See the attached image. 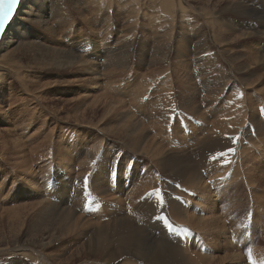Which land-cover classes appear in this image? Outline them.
<instances>
[{
    "label": "rangeland",
    "instance_id": "rangeland-1",
    "mask_svg": "<svg viewBox=\"0 0 264 264\" xmlns=\"http://www.w3.org/2000/svg\"><path fill=\"white\" fill-rule=\"evenodd\" d=\"M115 1L106 0L104 2L106 3L104 7L106 5L109 8L112 7L110 9L112 12L109 11L110 14L116 10L114 8ZM162 1L166 2V0H156L158 4L155 7L153 6L156 8V12L153 11L154 8H151V11L150 8L144 9L143 4H146V0L133 1L135 4H133L135 6L134 11L137 12V16L139 15L138 30L133 40H125L120 44L122 47L126 46L124 47L126 51L122 50L128 53V56L127 54L124 55L122 66H108L98 69L95 75H88L93 79L92 86L86 89L89 103L75 106V102H73L76 97V90L70 91L69 85L74 84L75 86L72 88H77L76 85L80 79L76 75L78 69L75 68L70 71L60 68L56 70V73L49 72L48 74L36 69H27L28 73H25L27 78H23L27 82L25 91H22L20 84L3 85V89L0 91V264H82L90 261L94 262L93 264H101L97 262L98 260L84 258V244L91 237H94L95 228L106 225L107 222L109 225L116 221L118 223V219L123 218L124 215L132 219L131 212L133 210L136 214H140L139 206L136 205L144 202L149 196H160L158 202L164 204L166 203L165 194H168V192L174 194L177 204L182 205L188 211L190 210L191 215L196 216V218H199V216L204 218L205 216L202 223L195 221L191 225L182 216L171 217L169 209L164 208L165 211L155 216V219L159 222L164 220L166 225H160V227L167 229L166 235L170 237L169 241L172 244H180L179 249L181 250L183 248L188 250L189 248V256L195 261L196 255L211 256L205 264H264V158L262 160L264 145L260 134H258L259 132L254 129L250 130L247 127L248 116L243 119L242 134L234 136L236 139L232 147L234 156L230 159L232 161L230 167L218 172L216 168L209 172L202 169L205 174L202 171L203 182H200L204 184L205 192L200 190L202 193H199L197 188L186 186L187 184L183 185L181 182L177 183L175 181L177 179L172 173L173 170L168 164L165 168L158 165L161 158L166 159L172 156L179 158L180 156L189 155L191 165L196 166V170H200L197 165L201 162V159L196 158L195 154L200 151V146L204 142L202 137L213 126L215 127L218 119L233 118L231 117L234 113L233 104H237V102L236 99L230 98V96L233 93L241 94L242 92L240 100L244 108L248 96L253 101L255 97H258L256 95L262 96L264 78L261 75L259 77L258 74H250L251 80L257 79V83H254L253 86H241L238 81L234 80L238 76L231 75L234 76L230 77L233 79L231 81L233 86L223 88L222 91H225H221L222 94L224 93L223 96L222 94L217 97L211 96L208 101L209 95L203 91L209 92L213 88H204L206 84H201V82H204L210 75L214 79H218L220 75L213 67L211 69L207 67L206 70L202 71L198 68L206 64V61L201 59L202 54L209 53L212 55L210 52L216 53L220 50L224 52L223 58L233 54L247 56L248 53H255L254 51L258 47L257 43L264 44V36L258 35V39L251 38V41L249 39L243 41L242 45L245 43L246 46L244 49H240L239 45H236L234 49H230L229 46L223 47V44H221V47L210 36V31L214 27L212 18L220 12L223 13L226 22L238 20L250 23L254 27L257 25L259 29L264 31V0H222L220 4L216 0H207L208 2L206 0H173V2L175 1L174 4L170 3L172 0H167L166 3L172 6ZM226 1L238 5L229 6ZM176 2L178 6H182V10L180 6L177 7ZM214 2L216 3L214 4ZM128 4L130 5L125 4L126 8L123 10L122 17L118 23H115L113 28L112 32L117 33L116 37L118 34L119 37L123 36L127 30V18L130 14L129 6L132 5L130 1H128ZM67 5L77 7L70 3ZM163 5L169 7L166 9V6ZM88 6L85 9L86 11L84 10V13L81 14V17H84L86 21L82 23L80 17L75 22L77 24L73 26L76 31L73 38H71L72 41H66L62 37L65 33H61L59 28L54 30L55 38H61L60 43L63 49L69 48L72 44L80 43L82 40H80L81 36L79 34L84 29L90 30L92 33L95 32V35L91 33L88 35V40L91 41L94 48L98 47L99 40L104 38L106 29L104 30L103 21L97 20V22H94L95 20H93L89 23L90 18L94 17L92 13L96 12L98 7L93 2H90ZM160 7L165 8L166 12L168 11L167 14L166 12L164 14L165 9L162 12L159 9ZM83 8L85 7L83 6ZM211 9L212 11H210ZM213 9L216 10L213 11ZM247 9H252L256 13L254 14L251 10L249 11V16H251L247 17L245 16ZM211 13H214L213 17ZM236 13H239L240 16L235 17ZM126 14L127 16H125ZM157 17L159 18L157 19ZM110 18L114 19L116 17ZM44 19H49V17L45 16ZM85 22H88L89 25H86ZM182 25L183 29H177L178 26ZM31 26L33 25L31 24ZM153 26L154 28H152ZM36 29L39 31L38 33H42V29L39 30L38 26ZM168 29L171 31V35ZM162 30H164L163 33ZM184 30L186 33L185 38L190 43L184 40L183 37L181 39L180 34ZM112 36L114 37L115 34ZM202 37L203 40L200 39ZM204 37H207L206 40H204ZM200 40L205 41L208 45L203 52L200 49L201 47L199 48L200 44L197 43ZM181 42L182 44L185 42L190 55L187 56V50L184 48L181 52L174 50V48L180 46ZM106 46H109V44ZM184 52L185 54H183ZM223 58L221 59L223 60ZM173 61L175 62L173 63ZM217 61L222 65L223 61H220V59H217ZM177 62L182 63L184 67H188V74L183 71V68L182 70L178 69L177 75L174 73L172 67ZM163 70L165 72L160 74ZM253 71L254 69L252 73ZM153 72L160 75H154ZM191 74H194V76L188 82V86L194 90L195 98L193 99L190 97L191 95L189 96V89L184 91V89L179 88L182 86V80L185 82L183 77L188 78ZM42 75L47 77L42 80L40 78ZM9 80L11 78H8ZM157 80L161 81L158 82ZM44 81L51 83L40 90L38 88L39 84ZM79 92L83 91L80 90ZM232 97L234 96L232 95ZM97 98L102 99L98 100ZM104 99H106V103H104ZM110 101L119 104L109 105ZM260 104L262 105V103ZM118 106L120 109H118ZM113 112L118 115H113ZM258 119H260V115ZM131 122L135 124L133 125ZM128 125L133 127L132 132L127 129ZM101 128H103V131L99 132ZM139 134L143 137L142 145L133 150L131 145ZM247 137H250V139ZM57 141H59V145ZM129 141L131 145L126 143ZM258 141L262 142L258 143ZM84 144L85 147H83ZM95 144L96 146L93 148L92 145ZM150 144H152V147H150ZM248 144L254 148L249 147ZM88 146L92 149L89 153H86ZM45 147L47 150H43ZM52 148L58 151L51 152ZM240 148H242V152ZM249 150L252 152H249ZM46 152L47 157L44 156ZM249 153L254 157L256 163L253 170L245 164L240 166V161L249 158ZM92 154H96L93 162L83 165L84 170L81 163L86 157L90 159L89 155ZM67 158L70 159L65 160ZM25 163L30 171H23L25 167H18ZM154 164L158 168L157 171ZM39 165H46V171L48 170L46 175L44 174V172L46 173L45 168L41 170ZM65 166L70 167L72 174H69L71 177L69 179L73 184L72 186H66L67 195L60 192L62 189L61 180L68 172L65 170ZM79 166L81 168H78ZM220 166L217 165V167ZM81 170L85 173H83V176L78 177ZM166 176L172 177V180L166 178ZM82 177L83 179L87 177L89 184L85 185L84 183L81 194L76 196L75 192L79 189L81 180H83ZM159 178L160 187L155 184ZM146 180L152 181L153 184L147 181L148 190L141 193V196L137 197L136 200L132 193ZM63 181L67 182L66 179H63ZM170 183L172 185L171 191L163 186ZM226 184H229V186ZM98 189L99 192H97ZM131 194L132 197H130ZM46 201L50 205L48 208H51L46 209V211H54L51 213L56 215L60 213L56 206L65 208L72 205L69 209H74V216L82 219L78 220V225L88 223L92 225V228L80 229L83 231H81L82 235L80 230L75 228L72 236L62 237L58 231H55L57 229L54 232L52 230L50 232L52 234L49 235V228L55 217L47 216L44 217L45 219L35 220L36 213L42 210L39 208L43 207L42 204H46ZM195 202H198V206ZM198 207H202V209L199 210ZM159 228L152 226L149 235L159 237ZM116 229L118 228H112V230ZM47 235L51 237L49 240L47 239L49 242L44 240ZM46 241L50 245L41 246ZM66 241L68 243L63 245ZM76 250H81V252L77 255ZM234 255L239 257H234ZM121 262L123 260L120 259L112 264H124ZM192 264L196 263L192 261Z\"/></svg>",
    "mask_w": 264,
    "mask_h": 264
},
{
    "label": "bare ground",
    "instance_id": "bare-ground-1",
    "mask_svg": "<svg viewBox=\"0 0 264 264\" xmlns=\"http://www.w3.org/2000/svg\"><path fill=\"white\" fill-rule=\"evenodd\" d=\"M105 1L106 0H21V2L19 3V5L17 6V8L14 12V15H13L11 21L6 25L4 32H0V91L3 89L4 84H7L8 86L13 85V84H15V85L20 84L19 86L22 89V91H25V88L27 86V82L23 78L24 77L27 78V76H25V73H28V71H26L27 69H36L39 71H44V72H46V74H48L49 72L50 73H56V70H58L60 68L68 70V71L73 70L75 68V69H78L76 72V75L80 78L78 80L79 83L76 85L77 88L76 87L72 88L75 85L70 84L69 90L72 92H73V90H76V95H75L76 97L73 101V102H75L74 103L75 106L86 104L89 101V96L86 94V89H87V87L90 88L92 86V82H93L92 77L88 76V75H95V74H97L98 69H103V68H106L108 66H120V65L122 66L124 55L127 54V56H128V53L125 52L126 50L124 47H126V46L122 47L120 44L123 43V41H125V40H129V39L133 40L135 33L138 30L137 24H138V20H139L138 19L139 15L137 16V14H136L137 12L135 13V11H134L135 10V6H134L135 4L133 1H135V0H116L115 1V7H114V8H116V10H114V13H111V14H110V12H112V11L110 9L112 7L109 8V6H107V5L104 7V5L106 4V3H104ZM128 1H130V3L132 5L134 4L133 5L134 7L132 5H131V7L129 6L130 14L128 15V18H127V25H128L126 27L127 30L123 34V36L119 37V34H118L116 37L117 33L112 32L113 28L115 26V23H118L119 19L122 17L123 10L126 8L125 4L130 5V4H128ZM216 1H217V3L220 4L222 0H216ZM90 2H93L95 5H97L98 9L96 12L92 13V15H94V17L90 18L89 23L93 22V20H95L94 22H97V20H101V22L103 21L104 26H105L104 30L106 29L104 38L99 40V43H98L99 46L94 48V47H92L93 44H91V41L88 40V35H90V33L95 35V32L92 33L90 30L88 31V30L84 29V30H81L80 34H79L81 36L80 40H82V41H80V43H77L76 45L72 44L69 48L66 47V49H63L61 46V43H60L61 38L60 39L55 38L54 30L56 28H59V31L61 33H65L64 36H62V37H64L66 39V41H68V42L72 41L71 38H73V36L75 35V31H76L73 26H74V24H77L75 22L79 20V18L81 17V14L84 13V10L89 7L88 4ZM166 2H167V0H166ZM166 2H163V3L168 5L169 3H166ZM171 2H172V4H174L175 1L173 2V0H172V1H170V3ZM211 2H213V1H211ZM68 3L74 4L78 8L77 7L75 8L73 6L69 7L67 5ZM201 3H203V2H201ZM215 3L216 2H214V4ZM157 4L158 3H156V0H146V4H143V6H144V9L150 8V11H151V8L153 9L155 7V5H157ZM226 4L229 6H232V5L237 6L238 5L237 3L233 4L231 1H226ZM170 5L171 4H169V6ZM176 5H177V7L180 6V8L182 10L181 5L178 6L177 2H176ZM83 6L85 8H83ZM169 6H166V9ZM209 8H210V6H209ZM248 8H250V7H248ZM159 9H161V11L163 12V9H165V8L160 7ZM166 9L163 12L164 14L166 12ZM102 10H104V11H102ZM155 10H156V8L153 9V11H155ZM168 10H169V8H168ZM201 10H203V9H201ZM215 10L216 9H213V11H215ZM251 10L247 9L245 16L250 17L251 15L249 16V11H251ZM169 11H171V10H169ZM210 11H212V9ZM210 11H209V13H210ZM167 12H166V14H167ZM253 12H254V14L256 13V11H253ZM139 13H140V11L138 12V14ZM127 14L125 16H127ZM152 14H153V12H152ZM213 14L211 13L212 17L214 16ZM215 15H216V17L212 18L213 23H214V27H213V30L210 31L211 32L210 36L213 37L214 42L216 41V43H218V45L220 44V46H221V44H223V47L229 46L230 49H234L236 45H239L240 49H244L246 46H245V43H244V45H242L243 41H246V40L248 41V39L250 40L251 38H254V39L257 38L258 39L259 38L258 35L264 36V31L262 29H259V27H257V25L254 27V26L250 25V23L241 22V21H238L235 19L234 20L236 22L235 21L226 22L222 12L216 13ZM45 16L49 17V19H44ZM113 16H115L116 18L111 19L110 17H113ZM234 16L239 17L240 14L236 13ZM143 17H144V15H143ZM158 18L159 17H157V19ZM80 19H81L82 23L84 21H86L84 19V17H81ZM110 19H111V21H110ZM180 19H182V18H180ZM202 19H203V17H202ZM31 24L33 26H31ZM85 24L89 25L88 22H85ZM125 24H126V20H125ZM169 25H171V24H169ZM37 26L39 27V30L42 29V33L41 32L38 33L39 31H37V29H36ZM142 26H143V24H142ZM178 27H177V29H183V25L180 26L179 28ZM152 28H154V26ZM104 30H103V32H104ZM115 30L118 32L117 28H115ZM44 32H45V34H44ZM163 32H164V30H162V33ZM169 32L171 35L170 30H169ZM169 32H167V33H169ZM119 33H120V31H119ZM113 34H115V36H114L115 38L112 36ZM185 34L186 33L184 30L182 32V34H180L181 39L183 37L184 40L189 42L185 38L186 37ZM189 34H190V32H189ZM200 34H202V33H200ZM204 34H206V33H204ZM158 35H159V31H158ZM154 36H155V34H154ZM204 38H205L204 40H206L207 37H204ZM200 39L203 40V37ZM113 40H114V42H113ZM201 40H200V42H197V43L200 44L199 48L201 47L200 49L203 52L205 49H207L206 47L208 45L205 41H201ZM211 42H213V41H211ZM108 44H109V46H106ZM198 44H196V45L198 46ZM122 45H124V44H122ZM172 45H174V44H172ZM257 45H258V47L254 51L255 53H252V52L248 53L247 56H244L242 54H233L231 56H228L227 58H223L224 52H222L220 50L218 52H216L217 54L213 51L210 52L212 55H210L209 53L202 54L203 57H201V59L205 60L206 64L202 67H199L198 69L200 71H202V70H206L207 67H208V69H211L213 67L214 70L217 71V74L220 75V76H218V79L211 78V75H210V77L208 76L209 78H206L204 80V82H201V84L202 83L206 84L204 86V88H209V87L213 88V89L209 90V92H207L203 89L204 90L203 92H206L209 95L208 96L209 98H207L208 101L211 98V96L217 97L219 94L221 95L222 92L224 91V90L222 91L223 88L226 89L228 87L233 86V83L231 82L233 79L230 77H234V76H231V75H237L238 76V78L234 79V80L238 81V83L241 84V86L242 85L243 86H245V85H247V86L252 85L253 86L254 83H257V79H254V80L250 79V77H251L250 74H252V75L258 74L259 77L261 75V77L264 78V44L259 42V43H257ZM183 48L185 50H187V56L190 55V51H188V49L186 48L185 42H183V44L181 42L180 46L174 48V50H176L177 52H181L183 50ZM122 49H124L125 51H123ZM219 49H220V47H219ZM227 49H229V48L227 47ZM171 50H172V48H171ZM183 54H185V52ZM105 55H108V56L106 57ZM221 58H223V60ZM90 59L92 60L91 62H90ZM217 59L218 60L220 59V61H223L222 65L217 61ZM102 60H104V62H102ZM174 62L175 61H173V63ZM173 63H172V65H173ZM179 64H180V66H179ZM182 68H183V71L185 73H187L188 67H184V65L182 63L177 62V64H175L172 67V69L176 75H177L179 70H182ZM253 69H254V71L252 73ZM3 71H6V72H3ZM164 72L165 71L163 70L162 72H160V74H163ZM153 73H154V75H160L159 73H155V72H153ZM192 73H194V72H192ZM209 73H211V72H209ZM213 75H214V73H213ZM192 76H194V74H191V76H189L188 78L183 77V79H185V82L182 80V86H181L182 88L181 87H179V88L184 89V91L186 89L187 90L189 89V91H190L189 96L191 95L190 97L193 99V98H195L194 90L188 86V82L192 79ZM45 77H47V76L42 75L40 78L43 80V79H45ZM8 78H11V80L8 81ZM163 78H162V80H163ZM95 79H96V77H95ZM141 80H144V79H141ZM160 81L161 80H159L158 82H160ZM50 83L51 82L44 81L43 83L39 84L38 88L40 90H42L44 87L50 85ZM93 84H95V83H93ZM180 84H181V82H180ZM199 85H200V80H199ZM6 89H8V88H6ZM80 90L83 92H79ZM257 92H258V90H257ZM40 93H42V92H40ZM81 93H83V94H81ZM223 95H224V93L222 94V96ZM232 95L234 97H232ZM232 95L230 96V98L236 99V102H237V104H233L234 102L231 101V102H233L232 104L234 107V110L233 109H231V110H233L235 113V114L233 113V116H231L233 118L230 119L228 117H225V119H218L215 123V127L212 125L213 128L207 134L205 133L204 137L201 136L203 138L204 142L200 146V151L195 154L196 158L198 157L201 159V162L198 163V165H197L200 167V170H196V166L191 165L189 155L180 156L179 158L173 157V156L167 157L166 159L161 158L162 160L160 159V161L158 162V165L159 166L161 165L162 168H165L167 164H168V166H170L172 168V170H173L172 173L175 175V179H177L175 181L177 183L181 182V183H183V185L187 184L186 186H189V187L191 186L193 188H197L199 193H202V192H200V190L205 192V187H204V184L202 183L203 182V178H202V171L203 170L202 169H204L205 172H209V171H212L213 169L215 170V168H216V171L218 172L219 170H223L227 167H230V164L232 163V161L230 159H232V157L234 156L233 150H232V147L235 144V140H236L234 136L237 134L238 135L242 134L241 127L244 124L243 119L245 116H248V119H247L248 120V126L247 127L250 130L254 129V130H256V132L257 131L259 132L258 134H260V137H261L263 142L258 141V143L262 142V144L264 145V92L262 93L261 97L259 95H256L258 97H255V100H254L255 103L252 100V98L250 99V97L249 96L247 97V95H246L247 104H246L245 108L241 105V100H240L242 98V92H241V94L240 93H236V94L233 93ZM97 99L101 100L102 98L101 99L97 98ZM197 99H199V98H197ZM234 99H232V100H234ZM229 100H231V99H229ZM242 101H243V99H242ZM104 103H106V99H104ZM260 103H262V105ZM117 104H119V103H114L112 101H110V103H109V105H117ZM118 109H120L119 106H118ZM184 109H186V108H184ZM229 109H230V106H229ZM110 110L112 111V108ZM115 114H117V113L113 112V115H115ZM84 115H85V113H84ZM107 115H108V113H107ZM259 115H260V119H258ZM104 116H105V114H104ZM131 123H133V122H131ZM134 124L135 123H133V125ZM127 129L130 132H132L133 127L132 126L130 127V125H128ZM102 131H103V128H101L99 130V132H102ZM140 134H141V132H140ZM140 134H139L138 138L132 143V145L130 144V141L126 142V143H129L133 147V150L138 148L139 145H142L141 141H143V137ZM239 139L242 140L241 138H239ZM248 139H250V137ZM237 142L239 143L240 141H237ZM242 142H243V140H242ZM96 143H98V142H96ZM57 144L59 145V141H57ZM200 144H201V142H200ZM249 144H250V142H249ZM249 144H248V146L252 147ZM253 144H254V142H253ZM92 146H93V148H95L96 144L92 145ZM159 146H160V144H159ZM253 146H256V145H253ZM83 147H85V144L83 145ZM150 147H152V144H150ZM194 147H198V146H194ZM249 147H248V149H249ZM260 147H261V144H260ZM105 148H107V147H105ZM105 148H103V149H105ZM148 148H149V146H148ZM252 148H254V147H252ZM91 149L92 148L88 146L86 153H89ZM43 150H47V148L45 147V148H43ZM52 150H51V152L58 151L55 148H52ZM241 150H242V148H240V151ZM250 150H249V152H252ZM241 152H240V154L243 155V153H241ZM262 152L264 153V151H262ZM240 154H239V156H241ZM245 154H247V153H245ZM95 155L96 154L89 155L90 159H88V157H86V159L83 160V162H82L83 164L81 163L82 168H83V165L85 166L87 163L93 162ZM44 156L45 157L48 156L47 152L45 153ZM192 157H193V155H192ZM236 157H237V155H236ZM263 158H264V156L262 157V160H263ZM69 159L70 158H67L65 160H69ZM242 159H243V157H242ZM263 162H264V160H263ZM79 163H78V165H79ZM205 164H207V165H205ZM241 164L242 165L245 164L248 166L249 169L253 170L256 163H255L254 157H252L250 154L249 158H246L245 161H240V166H241ZM25 165H26V163L24 165L21 164L18 167L19 168L25 167V168H23L24 169L23 171H30V169L29 170L27 169V168H29L28 165H27V167ZM217 165H221V166L217 167ZM154 166L156 167V171H157L158 170L157 166L155 164H154ZM238 166H239V164H238ZM39 167L41 168V170H43L46 167V165H39ZM19 168H17V169H19ZM78 168H81V167L79 166ZM65 170L68 172L65 173V175L63 176V179L64 180L66 179L67 182H64L63 179L61 180L62 189L60 190V192L63 193V195H67L66 194V186H72L73 185L71 180L69 179V178H71L69 176V174H72L70 172V167L65 166ZM45 171H46V168H45ZM47 171H46V173L44 172L45 175L47 174ZM204 171H203V173L205 174ZM83 173H85V172H83V170H81V173L78 174V177L83 176L84 175ZM166 178L172 180V177H170V176H166ZM81 179H83V177ZM84 180L85 179L81 180V184L79 186V189H77L76 192L74 190L76 196H77V194H79V195L81 194V192L84 188ZM94 180H95V178H94ZM147 181L149 183L153 184L152 181L146 180L143 182L142 185H139V186L137 185L138 187L132 193L134 195V197L136 198V200H137V197L141 196V193L148 190L147 186H146ZM200 181H202V182H200ZM155 184H157V186H159V187L161 186L160 185V178L157 179V182ZM74 186H75V184H74ZM163 186H166L167 189H169L170 191L172 190L171 183L168 185L165 184ZM227 186H229V184ZM226 188H228V187H226ZM97 192H99V189ZM217 192H219V191H217ZM132 194L130 195V197H132ZM173 195L174 194H172L171 192H168V194H165L166 203H164V204H160L158 202V199H160V196L159 197H158V195L149 196L148 198H146L144 200V202L138 203L136 205V206H139V213L140 214H136L133 210L131 212L132 219H130V218L126 217V215H124L123 218L118 219L119 220L118 223H117V221L110 223V225H111L110 226L109 223L107 222L106 225H103V226L100 225L98 228H95L94 237H91V239L86 241V243L84 244V246H85L84 258L87 260L88 259H95L96 261L98 260L97 262H99L101 264L116 263L120 259L123 260V262H121V263H124V264H192V261H193V263L195 262L196 264H205L206 260L209 259L211 256L207 257V256L196 255V261H195L194 259H192V257L189 256L190 255L188 252L189 248H188V250H187V248H185V249L183 248V250H186V251H183V250L179 249L181 247L180 244L174 245L169 241L170 237L168 235H166L167 229H162L160 227V225L161 226L166 225L164 220L159 222L155 219V216L160 215L162 213V211H165L164 208H167V209H169V213H170L171 217L176 218V217L182 216V218L187 219L191 225L195 221L200 222V223H202L204 221L203 220L205 218L204 215H203L204 218L203 217L200 218V216H199V218H196V216L191 215L192 212L190 210L188 211L182 205L180 206L177 204L178 203L177 199ZM206 201H208V200H206ZM45 203L46 204H42L43 207L39 208L42 210H40L36 213L37 217L35 220L36 221L42 220V218L47 217V216H52V217L54 216L55 217V220L53 221L52 225L49 224V225H51L49 228V235H51L52 233H50V232L52 230H53L52 232H54L55 229H57L55 231H58V233H60L61 236L63 237L66 235L72 236V234L74 233V230H73L74 228L77 230H80L82 228H83L82 230H84L85 227H86L85 229L92 228V225H90L88 223H84V224L82 223V225L80 224V226L78 225V220H82V219H80V217H78V216H74L75 215L74 209L73 210L69 209L70 207H72V205L65 207V208H61L59 206H56V207H58L57 209L59 210V211L58 210L57 211L60 212V213H58V215H56V214L51 213L54 211H51V212L46 211V209H51V208H48L50 205H48L47 201ZM130 203H132V202L130 201ZM195 203H197V206H198V202H195ZM202 203H203V201H202ZM202 207L201 208L198 207V209L200 210V209H202ZM73 208H74V206H73ZM184 214H186V215H184ZM97 219H99V218H97ZM208 220H210V219H208ZM86 224H88V225H86ZM203 224H205V223H203ZM152 226H154L156 228L160 227L158 229L160 232L159 237H155V236L152 237V235H149V231H150V228ZM112 228H118V229L112 230ZM45 229H46V227H45ZM82 230H80L81 235L83 232ZM45 232H46V230H45ZM75 233H76V231H75ZM49 235H47V237L44 240H47V239L49 240L51 238ZM58 236H60V235H58ZM47 241L45 243L41 244V246L50 245L48 243L49 241L48 242ZM67 243H68V241H66L63 245H66ZM77 249H78V247H77ZM191 250H193V249H191ZM63 252H65V251H63ZM76 252H78V253H76L78 255L81 252V250H79V251L76 250ZM191 255H193V254H191ZM193 256H195V255H193ZM235 256L239 257L237 255H234V257ZM68 258H70V257H68ZM220 262H221V259H220ZM93 263L90 261V262H85L82 264H93ZM213 263H214V260H213Z\"/></svg>",
    "mask_w": 264,
    "mask_h": 264
},
{
    "label": "snow or ice",
    "instance_id": "snow-or-ice-1",
    "mask_svg": "<svg viewBox=\"0 0 264 264\" xmlns=\"http://www.w3.org/2000/svg\"><path fill=\"white\" fill-rule=\"evenodd\" d=\"M20 2L21 0H0V32H4ZM84 183L88 184L87 177H85Z\"/></svg>",
    "mask_w": 264,
    "mask_h": 264
}]
</instances>
